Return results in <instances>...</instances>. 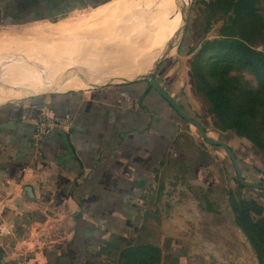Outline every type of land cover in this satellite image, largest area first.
I'll return each mask as SVG.
<instances>
[{"label": "crops", "instance_id": "0c3cea01", "mask_svg": "<svg viewBox=\"0 0 264 264\" xmlns=\"http://www.w3.org/2000/svg\"><path fill=\"white\" fill-rule=\"evenodd\" d=\"M115 1L0 0V28L57 25L72 13L97 12L92 28L103 29L97 39L116 57H94L103 64L91 63L92 72L77 68L61 91L33 95L28 89L41 85L30 80L31 70L0 73L13 82L8 97L0 98V264H122L124 254L145 245L160 251V264H189L190 242L165 234L170 220L156 212L157 176L178 152L180 118L146 81H138L150 61L157 62L156 82L183 110L174 56L180 45L159 49L161 26L167 37L162 19L168 9L157 3L142 25L138 15L145 11L138 0ZM143 2L146 11L156 3ZM131 9L139 14L120 20ZM108 23L111 30L104 29ZM43 116L67 117L70 125L47 133L36 147L33 125ZM206 152L230 174L222 158ZM205 173L203 182L211 185Z\"/></svg>", "mask_w": 264, "mask_h": 264}, {"label": "rangeland", "instance_id": "374dc122", "mask_svg": "<svg viewBox=\"0 0 264 264\" xmlns=\"http://www.w3.org/2000/svg\"><path fill=\"white\" fill-rule=\"evenodd\" d=\"M142 1L145 0H138V8L145 12L138 15V22L145 25L157 3L161 7L162 0H148L156 2L148 11ZM114 4L121 3L116 0ZM96 13H72L57 25L0 28V73L13 67L31 70L30 80H39L41 85L27 88L33 94L61 91L77 68L80 72H92L91 63L103 64L94 57L115 56L113 51L104 52L101 40L97 39L103 29L92 28V15L96 17ZM136 14L139 13L131 9L119 16L125 20ZM115 19L111 18L110 23H117ZM104 27L111 30L109 23ZM235 40L246 47V63L228 56L237 52ZM88 41L99 43L84 49ZM177 42L180 47L174 56L179 55L178 87L187 104L182 111L198 121L208 137L230 144L245 181L264 185V176L247 179L254 174V168L264 173V151H256L231 133L222 136L212 130L220 131L239 121L245 126L243 130L249 128L244 132L252 134L264 150V0H226L215 6L209 0H191L186 25ZM143 52L152 54V49ZM78 53H84V59H78ZM106 63L113 62L109 59ZM55 64L59 65L53 70ZM149 65L146 71L151 70L152 61ZM19 80L24 81L25 77L22 75ZM179 121L182 127L174 145L178 152L156 180V212L170 220H166L169 228L165 234L183 236L190 242L185 253L189 264H264V193L237 187L235 172L225 153L206 145L193 126ZM206 147L212 155L222 158L230 174L213 160ZM201 171H207L213 180L211 185H205ZM235 218L249 229L258 253L235 225Z\"/></svg>", "mask_w": 264, "mask_h": 264}, {"label": "trees", "instance_id": "16d2710c", "mask_svg": "<svg viewBox=\"0 0 264 264\" xmlns=\"http://www.w3.org/2000/svg\"><path fill=\"white\" fill-rule=\"evenodd\" d=\"M225 1L226 0H209V3L211 4V6H215V5H218L219 3H223ZM230 2H232V1H230ZM219 44L222 46L223 43L220 42ZM234 44L237 46V49H236L237 52L230 53V54L227 53L228 56L230 55L231 59L238 58L242 62L246 63L247 57L245 54H247L246 53L247 50H246L244 43H242L240 40H235ZM262 67H264V65ZM257 71H258V69H257ZM193 87H194V91H195L194 84H193ZM262 89H264V87ZM252 98H254V96ZM210 123L212 124L211 119H210ZM243 127H245L244 124L241 125V123L238 121L237 123L228 125L226 128L223 127L222 129H220V131H218L217 129H215L212 126V128H214L212 130H214L217 133H222V134L223 133H231L236 138L247 141L256 151H258L260 153L262 151H264L261 148L260 144H258L257 140L255 138L251 137V135H252L251 133H250L251 135H248L249 133L244 132V131H247L249 128H247V130H243ZM206 149H208V148L206 147ZM253 171L258 175L264 176V173L262 172L261 169L254 168ZM236 185L239 188H243L238 183V181H236ZM251 202L254 204V201L251 200ZM230 203L233 204L232 200H230ZM234 222H235V225L241 229V231L243 232V234L247 238L249 244L253 248L254 252L258 253L257 247L254 243V240H253L251 233H250L249 229L247 228V226H245L243 221L240 220L239 218H235ZM160 260H161L160 251L157 248L145 245V246H140V247H138V249L131 250V251L127 252L126 254H124L122 257V264H160Z\"/></svg>", "mask_w": 264, "mask_h": 264}, {"label": "water", "instance_id": "95a60500", "mask_svg": "<svg viewBox=\"0 0 264 264\" xmlns=\"http://www.w3.org/2000/svg\"><path fill=\"white\" fill-rule=\"evenodd\" d=\"M190 8H191V0H189L188 2L186 14H189ZM185 25H186V16L182 19L181 30L183 29ZM157 67H158V63L155 62L151 66V70L148 73L138 76V81H141V80L146 81L148 83L149 89L155 91L161 98H163L167 102V104L176 112L177 116L181 120L193 126L198 131L200 138L203 140V142L206 145L219 147L225 152V154L228 156L229 160L232 163L237 181L241 186L264 191V185L251 183V182L245 181L242 178L241 169L238 165V162L236 160V157L233 151L229 148V146L211 137H208L204 127L198 121L192 119L190 116L184 113L182 109L179 107V105L177 104V102L159 86V84L156 82L153 76ZM42 93H45V92H42ZM30 94L33 95L34 93L33 94L30 93ZM3 127L7 128L9 127V125H4Z\"/></svg>", "mask_w": 264, "mask_h": 264}, {"label": "bare ground", "instance_id": "6f19581e", "mask_svg": "<svg viewBox=\"0 0 264 264\" xmlns=\"http://www.w3.org/2000/svg\"><path fill=\"white\" fill-rule=\"evenodd\" d=\"M148 0H146L147 2ZM189 0H162L160 2V6L161 8L164 7L167 10L166 14L163 13L164 16V21L163 23L167 26L165 27V32L167 34V37L164 34L163 29L160 27V31H159V49L165 44V48L167 46H169V44L172 43H176L178 35L180 34L181 31V24H182V18L186 15V11H187V4H188ZM170 8V9H169ZM139 11V10H138ZM112 15V14H111ZM149 19V18H148ZM151 19V18H150ZM149 19V20H150ZM147 20V21H149ZM149 24V22H148ZM65 25V24H64ZM63 25V26H64ZM150 25V24H149ZM115 27V26H114ZM62 28V27H61ZM112 33V32H111ZM140 43V42H139ZM75 45V44H74ZM143 48V47H142ZM141 53V52H140ZM79 55V57H78ZM165 55V54H163ZM162 55V56H163ZM101 56V55H100ZM78 59L84 58V53H78L76 56ZM150 57V56H149ZM142 67V66H141ZM140 69V68H139ZM16 74V73H15ZM69 82V81H68ZM73 82V81H72ZM71 83V82H70ZM78 83V82H77ZM13 84V82H11L10 78L7 77H0V98H6L7 93H8V89ZM64 85H68V84H64ZM70 85V84H69ZM72 85V84H71ZM70 85V86H71ZM80 86V84H78ZM34 87V86H33ZM68 87V86H67ZM73 87V86H71ZM62 89V88H61ZM9 95V94H8Z\"/></svg>", "mask_w": 264, "mask_h": 264}, {"label": "built area", "instance_id": "2783aa9c", "mask_svg": "<svg viewBox=\"0 0 264 264\" xmlns=\"http://www.w3.org/2000/svg\"><path fill=\"white\" fill-rule=\"evenodd\" d=\"M70 125L66 117H46L37 119L33 125L32 141L37 147L42 138L50 132L65 131Z\"/></svg>", "mask_w": 264, "mask_h": 264}]
</instances>
